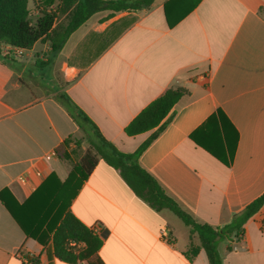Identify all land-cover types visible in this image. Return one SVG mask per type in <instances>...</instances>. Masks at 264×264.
<instances>
[{
  "label": "crops",
  "instance_id": "obj_1",
  "mask_svg": "<svg viewBox=\"0 0 264 264\" xmlns=\"http://www.w3.org/2000/svg\"><path fill=\"white\" fill-rule=\"evenodd\" d=\"M116 1V0H104ZM60 0H28L32 20L55 13L66 25L71 8ZM165 10L174 19L171 28ZM49 41L22 55L0 57V196L18 204L50 174L64 181L85 153L82 129L58 99L65 93L119 151L134 152L151 131L127 136L125 127L168 89L185 93L166 128L142 152L140 166L164 193L199 223L231 222L264 194V0H153L136 11L93 14L43 68ZM3 52L1 56H4ZM237 135L225 166L190 135L216 112ZM85 128L92 133L90 125ZM216 136V132H215ZM219 135H217V138ZM70 139L68 160L46 155ZM0 197V264H70L26 238ZM71 213L102 241L104 264H208L202 250L189 258L196 234L167 209L138 198L118 171L98 160L71 200ZM264 206L243 226L240 240L218 245L221 264H264ZM165 229L169 243L160 237ZM229 247V248H228ZM75 264H87L80 261Z\"/></svg>",
  "mask_w": 264,
  "mask_h": 264
},
{
  "label": "trees",
  "instance_id": "obj_2",
  "mask_svg": "<svg viewBox=\"0 0 264 264\" xmlns=\"http://www.w3.org/2000/svg\"><path fill=\"white\" fill-rule=\"evenodd\" d=\"M60 1L62 11L68 8H71V11L66 25L55 30L52 28L55 13L42 10L39 17L32 20L28 0H0V57L6 62L9 60L6 55L1 56L4 46L28 49L37 41L47 40L50 51L46 61L36 59L34 63L35 68L41 69L55 58L68 36L93 14L103 10L136 11L148 7L153 0ZM184 16L185 13H182L172 19L165 10V19L169 28ZM184 93L183 89L166 90L141 110L125 127L124 133L127 136L151 131L148 138L131 153L119 151L112 143L104 139L84 112L65 93L59 94L58 99L69 110L70 116L78 126L87 131L85 125H90L92 133L88 132L89 147L80 160L72 165L64 181L61 182L55 173H50L21 204L11 197L5 202L3 196H0L26 238L35 240L43 247L50 243L53 255L66 263L75 264L85 261L87 264H104L98 256L101 239L83 225L69 209L70 202L77 194L79 187L100 159L118 171L122 180L138 198L156 210H169L189 228L190 236L197 235L199 245L190 243L186 252L189 258L196 256L202 250L208 264H221L219 243L223 240L230 243L240 240L244 224L264 206V194L234 215L230 223L214 228L197 222L183 211L139 164L140 155L166 128L170 121L168 114ZM217 135H219L218 138ZM190 139L222 164L230 166L237 135L234 129L224 123L221 112L212 114L198 130L190 135ZM69 142L70 139H67L54 150L59 158L69 159L66 151ZM261 228L264 229V221ZM20 264H39V262L37 258L26 257L25 261H20Z\"/></svg>",
  "mask_w": 264,
  "mask_h": 264
},
{
  "label": "built area",
  "instance_id": "obj_3",
  "mask_svg": "<svg viewBox=\"0 0 264 264\" xmlns=\"http://www.w3.org/2000/svg\"><path fill=\"white\" fill-rule=\"evenodd\" d=\"M3 54L5 55H11L14 57H19L22 55V49L14 48L10 46H4L2 49ZM55 152H50L48 155H46V159H50L51 157L55 156ZM160 237L166 242L169 243L170 240L168 239V234L165 229H162L160 231Z\"/></svg>",
  "mask_w": 264,
  "mask_h": 264
},
{
  "label": "rangeland",
  "instance_id": "obj_4",
  "mask_svg": "<svg viewBox=\"0 0 264 264\" xmlns=\"http://www.w3.org/2000/svg\"><path fill=\"white\" fill-rule=\"evenodd\" d=\"M88 130L87 131H84V129L82 130V133H81V136L80 138L77 140V144H78V147L76 148L75 150V158L78 157L77 154L80 152H78V150H80L81 147H85V152L88 150V139H89V134H88Z\"/></svg>",
  "mask_w": 264,
  "mask_h": 264
}]
</instances>
